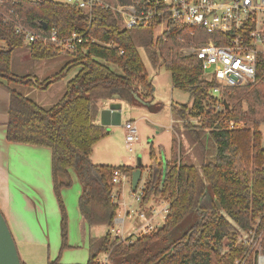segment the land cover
Here are the masks:
<instances>
[{"label":"trees","instance_id":"16d2710c","mask_svg":"<svg viewBox=\"0 0 264 264\" xmlns=\"http://www.w3.org/2000/svg\"><path fill=\"white\" fill-rule=\"evenodd\" d=\"M10 6L34 31L54 28L60 38L73 33L84 37L77 51L67 53L75 58L73 62L57 75L37 81L40 89H46L69 67L82 66L68 82L61 101L44 109L9 86L29 80L10 70L12 51L26 41L13 24L0 20V40L6 43L0 47V85L11 95L7 140L52 149L63 240L67 215L60 190L71 185L72 169L82 187L79 207L85 221L108 227L104 236L91 239L88 264H257L258 250H250L243 236L264 231V73L255 86L226 92L219 110L209 83L201 79L197 58L180 53L178 37L189 39L194 27L169 22L158 37L154 27L136 28L151 62L171 72L174 87L188 92L191 104L171 106L172 116L182 123L184 140L172 139L170 157L158 162L154 150L150 152V179L141 206L151 198L167 201L169 214L163 225L132 242L117 236L112 239L109 230L118 215L122 188L112 182V176L115 169L131 176L136 167L95 165L90 157L105 135V128L96 123L98 101L119 94L134 104L138 102L134 91L145 100L151 98L152 85L133 34L122 27L119 14L110 10L96 8L90 14L55 0H15ZM28 48L34 59L59 54L41 43ZM200 117L199 123L192 121ZM260 248L264 254V233ZM102 253L107 254L106 262L99 261Z\"/></svg>","mask_w":264,"mask_h":264},{"label":"built area","instance_id":"2783aa9c","mask_svg":"<svg viewBox=\"0 0 264 264\" xmlns=\"http://www.w3.org/2000/svg\"><path fill=\"white\" fill-rule=\"evenodd\" d=\"M14 3L15 0H0V20L13 24L16 32L24 35L26 43L50 45L55 52L67 54L77 51L84 42L83 35L77 33L60 38L54 28L50 31L30 29L10 6ZM65 3L90 14L96 8L110 10L119 14L120 23L128 30L163 27L158 36L164 35L169 22L194 27L189 39L178 37L182 44L180 53L197 58L202 70L201 79L209 83L210 95L217 100L214 107L219 110L223 108L226 92L254 85L259 81L260 73H264V0H131L129 3L66 0ZM124 128L126 149L134 153V145L140 140L138 128L132 121L127 122ZM125 181L131 182L129 173L115 169L112 182L122 186ZM144 195L145 187L135 195V199L141 203ZM169 207L165 201L160 210L163 223ZM154 212V208L140 211L139 218L147 222L129 237H123L121 229L112 228L111 232L123 241L130 239L132 242L158 229L150 222ZM127 217H131L130 214ZM115 222L124 225L125 218L117 217ZM263 233L250 231L244 234L243 241L253 250L260 246ZM262 257L258 258L259 264H262Z\"/></svg>","mask_w":264,"mask_h":264},{"label":"crops","instance_id":"0c3cea01","mask_svg":"<svg viewBox=\"0 0 264 264\" xmlns=\"http://www.w3.org/2000/svg\"><path fill=\"white\" fill-rule=\"evenodd\" d=\"M26 45L29 47L28 43ZM69 56V58L61 62V67L52 70V72L55 71L53 74L48 73L45 75V79L57 75L68 63L73 62L75 58L71 55ZM81 68V65L71 68L74 70L72 78L77 75ZM69 69H66L64 73L70 71ZM23 75L22 78L29 77L32 83H28L29 80L17 82L25 91L19 92L17 89L14 90L30 98L27 89L33 90V92L40 89L37 81L41 79L33 71H27ZM72 78L63 81L64 83H62L59 92V102L64 97L67 84ZM3 83L6 84L5 81ZM53 85L52 83L46 89H49ZM134 93L139 98H136L138 103H142L145 106L150 104L148 103L150 98L145 100L138 95V91H134L133 95ZM10 98V91L5 86L0 85V210L14 237L21 261L25 264H88L91 239L104 236L107 233L108 227L100 224L89 225L85 221L79 207L82 187L76 174L70 169L71 185L63 187L60 190L67 215V238L65 241L63 240V215L54 189L52 149L7 140ZM30 99L40 105L36 99ZM112 102L121 103L123 106L127 101L119 98L98 101L99 112L96 121L98 125L102 126L101 110ZM56 104H53V106ZM41 107L44 108V106ZM120 122L122 123L121 119ZM111 126L114 125L103 126L105 128L104 136L108 135V128ZM102 139L103 137L98 143ZM94 148L90 157L93 164L109 166L125 165V159L120 155L114 156L115 161L119 163L116 165H112L110 162L104 160L101 161L100 155L97 157L98 161L96 162L94 160ZM144 207V209L151 208L147 207V204Z\"/></svg>","mask_w":264,"mask_h":264},{"label":"rangeland","instance_id":"374dc122","mask_svg":"<svg viewBox=\"0 0 264 264\" xmlns=\"http://www.w3.org/2000/svg\"><path fill=\"white\" fill-rule=\"evenodd\" d=\"M59 2H66V0H55ZM114 3L116 0H108ZM122 27L125 25L122 23ZM163 27H158L154 30L156 37L162 32ZM133 34V38L138 49L140 58L144 63L147 71L148 80L152 85L151 98L149 99V105L145 106L142 103L128 104L125 102L122 106L121 120L122 123L114 125L108 128V135L95 146L94 160L97 162L99 155L101 161L110 162L112 165L119 164L115 161V157L118 155L123 156L125 159V165L133 167H142V177L139 186L135 192L132 191L130 181H125L122 185L121 197L118 201L119 210L118 217L125 218L124 225H120L114 221L115 230L121 229L123 237H129L137 232V230L143 225L146 220L139 218L140 211L144 210V206L135 199V195L140 194L141 190L146 186L149 181V166L151 165L150 152L154 150L157 161H165L170 157L171 143L174 137L182 138V123L175 121L171 114L172 104H191L189 93L178 88H174L172 82L171 72L168 71L163 64L155 66L144 48L141 46L137 35L136 29H129ZM0 45L6 46L5 41L0 40ZM30 55L27 45L16 48L11 53L10 58V70L15 76L22 78L25 72L33 71L39 79V82L44 81L45 75L53 74L52 70L61 67V62L64 59L69 58V54H60L45 59H34ZM111 67L115 69L116 66L111 64ZM64 76L54 81V85L49 89H38L35 92L27 89L30 98H34L44 108H51L53 104L59 102V92L64 80L72 78L74 74L73 69H69ZM52 72V73H50ZM21 76V77H20ZM6 82V81H5ZM256 83L252 86H255ZM9 86L13 89H17L19 92H24L23 88L19 86L17 82L9 83ZM138 106V107H135ZM246 108V105H245ZM200 118H193L192 121L199 123ZM134 122L139 132V142L134 145L135 152L130 153L125 146V124L127 122ZM261 131L263 133V148H264V123L261 125ZM115 156V157H114ZM157 200V201H156ZM147 204V207L154 208L156 212L153 214V218L150 220L151 224L155 228H159L163 225V219L160 214V210L165 206L164 200H158L151 198ZM147 210V209H145ZM130 214L131 217H127ZM148 219V218H147ZM109 230L112 239L115 237L114 232ZM108 231V230H107ZM106 231V232H107ZM258 250V251H257ZM254 252L257 251V264H259V256L264 255L261 252L260 246H256ZM99 261L106 262L107 254H100Z\"/></svg>","mask_w":264,"mask_h":264},{"label":"water","instance_id":"95a60500","mask_svg":"<svg viewBox=\"0 0 264 264\" xmlns=\"http://www.w3.org/2000/svg\"><path fill=\"white\" fill-rule=\"evenodd\" d=\"M46 28V25H44ZM137 99L138 96L134 93ZM113 99H120L119 94H114ZM122 112V105L118 102L110 103L106 108L100 112L101 125L110 126L120 124ZM142 177V169L136 167L131 174L132 191L135 192L136 188ZM264 256V255H263ZM0 264H22L19 251L10 231L8 223L0 210Z\"/></svg>","mask_w":264,"mask_h":264},{"label":"bare ground","instance_id":"6f19581e","mask_svg":"<svg viewBox=\"0 0 264 264\" xmlns=\"http://www.w3.org/2000/svg\"><path fill=\"white\" fill-rule=\"evenodd\" d=\"M261 263L264 264V257L261 258Z\"/></svg>","mask_w":264,"mask_h":264}]
</instances>
